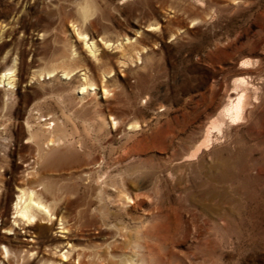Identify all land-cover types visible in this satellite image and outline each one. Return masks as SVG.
I'll return each mask as SVG.
<instances>
[{
    "label": "rangeland",
    "instance_id": "obj_1",
    "mask_svg": "<svg viewBox=\"0 0 264 264\" xmlns=\"http://www.w3.org/2000/svg\"><path fill=\"white\" fill-rule=\"evenodd\" d=\"M10 67L0 238L25 264H264V0H0ZM245 93L249 118L217 117ZM24 188L50 219L17 215Z\"/></svg>",
    "mask_w": 264,
    "mask_h": 264
},
{
    "label": "bare ground",
    "instance_id": "obj_2",
    "mask_svg": "<svg viewBox=\"0 0 264 264\" xmlns=\"http://www.w3.org/2000/svg\"><path fill=\"white\" fill-rule=\"evenodd\" d=\"M90 11H91L90 6L88 7V6L83 5L82 6V12H83L82 17L88 18V16L91 14ZM12 72H13V67H10L6 70V72H4V74H2V76L0 78V85L4 84L7 87H9L13 84ZM53 73L55 74L54 70H51V71L47 72V75L51 76V75H53ZM64 74H65V77H67L70 74V71H66ZM238 81L243 82V78L238 80ZM249 94H250V92H249ZM249 94L245 93V94L238 95L237 97L230 96L228 101L226 102V104L223 105V107L219 110L217 117H219L220 119L229 121V123L234 121V120H240V121L246 120L250 114L249 110L252 106V101H254L253 98H252V100H250ZM31 137L35 138L36 132L33 133L31 135ZM64 139L65 138L62 135H51L47 139L46 143L44 144L43 149H39V151L37 153L38 158L42 159L43 155L45 154V150H46L45 148L49 149L50 147H52V148L56 147L57 148L59 146H63ZM35 161H36V157L34 156V158L26 165V167L29 166V168L31 169L30 171L27 172V175L33 176L35 173L38 172V170H36ZM15 210H16L17 215L22 220L26 221L28 224H31V225H32V223L34 224L35 220H37L36 219L37 218L36 217L37 212L43 213L49 219L51 217L49 205L40 196V194H38L35 191L34 188H24L21 190V193L17 196V201L15 204ZM11 229H13V228H10L9 230H11ZM25 234H27V233H25ZM9 235L10 234H6L5 237L0 238V245L5 249L3 254L5 253V256H6L3 258L2 257L0 258V264H25L27 258L30 255L29 254L22 255V253L18 252V250H15L14 247L16 245L15 243H18V242H21L25 245H29L30 243L27 241V239L23 238V235L21 234L20 231H15L13 234L14 235L13 237H9ZM127 244H128V242H127ZM77 255H78V257L74 258V257H72V252L68 251L67 253L62 254L63 261L71 263L72 259L74 258V260H78L76 262L77 264H81L82 263L81 259L83 257V253L78 252ZM135 261H136V259L134 260L133 257L128 256L125 261L120 262V263H115V264H138Z\"/></svg>",
    "mask_w": 264,
    "mask_h": 264
}]
</instances>
